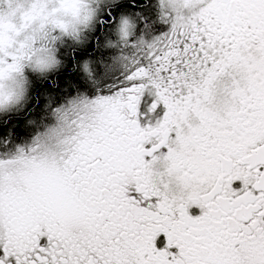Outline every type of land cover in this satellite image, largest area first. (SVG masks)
<instances>
[{"label": "snow or ice", "instance_id": "1", "mask_svg": "<svg viewBox=\"0 0 264 264\" xmlns=\"http://www.w3.org/2000/svg\"><path fill=\"white\" fill-rule=\"evenodd\" d=\"M0 264H264V0H0Z\"/></svg>", "mask_w": 264, "mask_h": 264}]
</instances>
